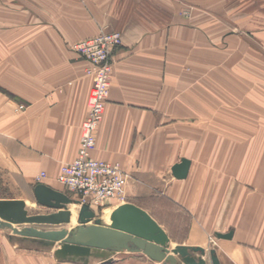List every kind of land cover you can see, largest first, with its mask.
Here are the masks:
<instances>
[{
  "label": "crops",
  "instance_id": "obj_1",
  "mask_svg": "<svg viewBox=\"0 0 264 264\" xmlns=\"http://www.w3.org/2000/svg\"><path fill=\"white\" fill-rule=\"evenodd\" d=\"M186 6L197 7L190 17L181 15ZM220 7L217 0H0V164L63 186L60 167L77 155L92 85L86 61L69 46L119 32L91 158L118 164L129 176L126 202L149 215L151 198L177 204L172 212L187 221L182 240L153 218L171 249L201 247L206 264L211 249L219 264H264V31L223 33L205 13ZM182 159L187 175L176 179L171 168ZM20 245L0 229V264H77L42 254L31 260L15 252Z\"/></svg>",
  "mask_w": 264,
  "mask_h": 264
},
{
  "label": "water",
  "instance_id": "obj_2",
  "mask_svg": "<svg viewBox=\"0 0 264 264\" xmlns=\"http://www.w3.org/2000/svg\"><path fill=\"white\" fill-rule=\"evenodd\" d=\"M189 162L182 159L171 168L176 179L187 175ZM34 197L41 206L55 210L46 215H28L22 200L0 199V229H12L20 224L62 225L71 222L69 205H79L77 227L74 232L65 230L42 232L32 230L24 236L47 241L61 242L65 254H88L91 249L113 252H141L149 259L165 264H206V252L201 247L176 245L167 248L169 238L160 225L143 209L131 204L118 205L109 215L110 225L103 226L100 219L86 204L73 201L62 192L44 184L33 189ZM217 238L230 239L231 232L216 234ZM211 264H219L215 251L209 250ZM108 260L106 263H110Z\"/></svg>",
  "mask_w": 264,
  "mask_h": 264
},
{
  "label": "rangeland",
  "instance_id": "obj_3",
  "mask_svg": "<svg viewBox=\"0 0 264 264\" xmlns=\"http://www.w3.org/2000/svg\"><path fill=\"white\" fill-rule=\"evenodd\" d=\"M217 1H221V11H214L213 8H206L205 13L207 16H211L212 20L214 19L221 22L223 33L244 32L247 28L249 31L252 30L254 32L264 31V0ZM196 8L197 7L194 6H186L183 8L181 15L183 17H190L191 13H193ZM247 16L248 19L250 18V27L245 25ZM36 177L35 175L33 176V174H26L19 171L15 167H7L6 165L0 164V199L24 201L28 215H46L55 212V210L37 203L33 194V189L37 184L42 183L38 182ZM54 190L62 192L73 201H78L77 197L68 192L64 186ZM144 204L149 208L148 210L151 211L150 216L159 220L166 228L168 227L170 234H172L176 240H182L184 238L185 226L182 223H186L187 221L186 219L183 221L180 213L172 212L171 207L177 206L176 203L163 197H154ZM71 205L76 207L79 206L75 204ZM118 205L120 204L117 201L110 200L99 206L92 205L90 209L95 213V219H100L105 226H108L110 223L106 221H110L109 215ZM76 227L77 220L74 225L20 224L14 225L12 229H4V232L6 236L22 244L19 247H15V249L18 250L15 252H20L22 250L24 253H29L31 255V260L34 255L42 254L45 256H57L62 261H70L77 264H145L149 262L143 253L125 250L113 252L109 250L91 249L89 253L85 255L65 254L62 251L61 242L47 241L24 236L22 234L32 230H39L42 232L65 230L71 233L75 231ZM167 248L169 251L171 250L169 244ZM108 260L111 262L106 263Z\"/></svg>",
  "mask_w": 264,
  "mask_h": 264
},
{
  "label": "built area",
  "instance_id": "obj_4",
  "mask_svg": "<svg viewBox=\"0 0 264 264\" xmlns=\"http://www.w3.org/2000/svg\"><path fill=\"white\" fill-rule=\"evenodd\" d=\"M121 44L116 31H101L96 36L82 39L70 45L71 51L86 61L85 72L92 79L87 96V114L80 126L79 147L76 157L60 167L59 181L65 189L77 197L80 204L99 206L114 200L126 202L125 187L129 176L118 164L92 159L95 134L102 120L105 96L109 87L111 55ZM22 108V106H20ZM45 177L37 175L36 180Z\"/></svg>",
  "mask_w": 264,
  "mask_h": 264
},
{
  "label": "bare ground",
  "instance_id": "obj_5",
  "mask_svg": "<svg viewBox=\"0 0 264 264\" xmlns=\"http://www.w3.org/2000/svg\"><path fill=\"white\" fill-rule=\"evenodd\" d=\"M69 207V210H70V212H71V222L69 223L70 225H74V224H76V220H77V218H76V215H78L77 214V211H78V209H79V206H74V205H70V206H68ZM105 221H106V217H105ZM107 223H110V221H106ZM101 224L103 225V226H105L102 222H101ZM110 225V224H109ZM108 225V226H109ZM172 250V249H171ZM170 250V251H171Z\"/></svg>",
  "mask_w": 264,
  "mask_h": 264
}]
</instances>
